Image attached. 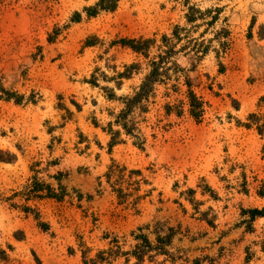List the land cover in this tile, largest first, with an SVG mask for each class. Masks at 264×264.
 <instances>
[{
	"label": "rangeland",
	"instance_id": "rangeland-1",
	"mask_svg": "<svg viewBox=\"0 0 264 264\" xmlns=\"http://www.w3.org/2000/svg\"><path fill=\"white\" fill-rule=\"evenodd\" d=\"M98 1L0 0V264H138V237L156 232L175 261L143 264H264V0H120L88 17ZM177 26L179 69L129 137L122 99ZM132 39L156 40L149 59ZM36 180L62 199L31 193Z\"/></svg>",
	"mask_w": 264,
	"mask_h": 264
},
{
	"label": "trees",
	"instance_id": "trees-1",
	"mask_svg": "<svg viewBox=\"0 0 264 264\" xmlns=\"http://www.w3.org/2000/svg\"><path fill=\"white\" fill-rule=\"evenodd\" d=\"M119 2L120 0H99L94 7L87 8L86 12L88 14V17H93L97 16L100 12L103 11H115L118 7ZM197 14L202 16V12H200L199 10L190 9L187 15V21L189 24H192L200 19ZM76 17L77 19H80V15L77 14ZM183 32H186V29L177 26L175 27L171 37L163 36L161 40V46H159L158 49L159 54L156 57L150 59V62L148 64L150 69L149 73L148 75H146L138 91L135 92L132 96H127L122 99L124 108L121 113L116 116L115 124L116 126L120 127L127 136L134 137L138 140L140 139L139 136L136 135V132H138L137 123L135 121L136 111L138 110L140 112H146L147 103L156 95L157 85L164 83L167 79H169V72L171 70L179 69V66L174 61V59L179 53H181L182 51H186L188 46L183 45L180 50H176L177 46L183 41ZM220 34L221 33H218L217 38L220 37ZM122 43L124 46L130 47L134 52L144 56L146 59H149L150 50L156 46L155 39H132L125 40ZM199 46L202 48L201 50H197L195 52V56L193 57L195 60H202V57L199 56V54H205L208 52V47L204 48L202 43H199ZM135 69H137V66L135 65L128 67L124 76L130 77ZM187 85L190 89L188 93L190 97L191 115L194 118L199 119L203 113L202 103L191 90L192 82L190 80L187 81ZM2 93L4 94L6 100H15L16 103H20L24 99L22 96H19L15 93H9L4 90H2ZM114 97V95L110 96L111 99H114ZM111 126L112 125H110V134L113 136L111 146H114L120 141L121 133L120 131H113ZM117 191L120 193V190ZM31 193L36 194L39 198H49L56 200L62 199L53 188H51L50 186H45L37 180L32 186ZM189 193L192 194L193 192ZM191 202L193 204H197L196 202H194V200H191ZM196 211L200 215L199 219L201 221H205L212 226L214 225V218L213 220L210 219L209 212L202 213L199 208H196ZM256 213L260 212L256 211ZM156 233V244L150 242L144 235L138 237L140 244H138L132 252V256L137 259L138 264H143L146 257H148L150 261H154V258L160 255L167 256L172 261H175V256L168 250V247L172 245L174 236H172V234L161 236L159 232ZM153 253L154 255H152ZM85 260V264H98L97 260H87V258H85ZM99 260L100 262H103L105 261V258L101 256ZM199 262L200 261L197 260L196 264H199Z\"/></svg>",
	"mask_w": 264,
	"mask_h": 264
}]
</instances>
